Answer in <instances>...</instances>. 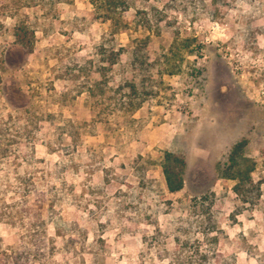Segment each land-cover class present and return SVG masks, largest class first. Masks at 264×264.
Returning a JSON list of instances; mask_svg holds the SVG:
<instances>
[{
    "label": "rangeland",
    "instance_id": "obj_1",
    "mask_svg": "<svg viewBox=\"0 0 264 264\" xmlns=\"http://www.w3.org/2000/svg\"><path fill=\"white\" fill-rule=\"evenodd\" d=\"M37 4L0 0V264H264V0H156L152 30L130 10L117 65L88 0Z\"/></svg>",
    "mask_w": 264,
    "mask_h": 264
},
{
    "label": "trees",
    "instance_id": "obj_2",
    "mask_svg": "<svg viewBox=\"0 0 264 264\" xmlns=\"http://www.w3.org/2000/svg\"><path fill=\"white\" fill-rule=\"evenodd\" d=\"M36 1L38 3L37 5L47 8L49 4L55 6L56 4L62 3L67 0H36ZM155 1L156 0H88V2L92 5L93 8L91 12L93 18L99 19L102 22L109 23L110 34H111L109 46L112 47V51L116 55V58L112 63L113 65L119 64L121 51L123 50L122 46H118V40L116 38V35L119 34L120 32L129 29L132 19L136 21L138 27L141 26L145 30L154 29L152 23L156 18V12L159 11L156 7ZM130 10H134L135 12L132 19L127 16V12H129ZM27 26L28 25L25 23L19 24L17 28H15V37L17 41L20 44H22L24 47L28 49H32L34 37H35V31L29 30V27ZM149 38L150 36L148 35L144 39H149ZM139 39L140 38H136L134 42ZM175 44L171 45V47L168 50L169 53L165 54L164 56L166 58V62L163 64V66H160L161 74L164 73L173 74L176 72L177 64L175 63V60L178 57V47ZM104 46L105 44L104 42H102L99 45V48H103ZM242 145H243L242 142H239L233 146L229 156V161L226 164L227 168L225 171H222L219 175H221L222 177H232L235 179L239 177L240 163L238 160L242 155ZM162 171L165 177L166 187L170 192L174 193L184 189L187 180L186 161L184 158L171 151H166L162 162ZM240 186L241 183L239 182L235 186V190H239ZM203 197H204L203 200L201 199L199 202H197V205L199 207L201 206V208L203 209L205 205H209V207L211 205L213 206L214 202H216L217 200L214 192H209V194ZM54 206H55L54 203L50 204L52 210L54 209ZM174 264H182V263H174ZM189 264H193V263L190 262ZM226 264H236V261L233 260L232 262H228Z\"/></svg>",
    "mask_w": 264,
    "mask_h": 264
}]
</instances>
